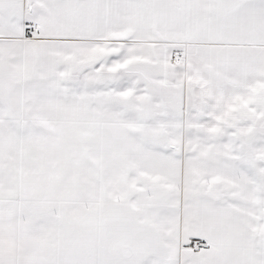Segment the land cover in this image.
<instances>
[{
    "label": "snow or ice",
    "instance_id": "1",
    "mask_svg": "<svg viewBox=\"0 0 264 264\" xmlns=\"http://www.w3.org/2000/svg\"><path fill=\"white\" fill-rule=\"evenodd\" d=\"M0 264H264V0H0Z\"/></svg>",
    "mask_w": 264,
    "mask_h": 264
}]
</instances>
